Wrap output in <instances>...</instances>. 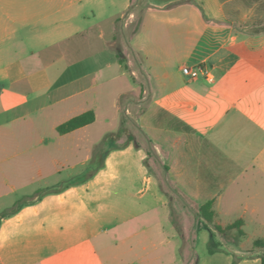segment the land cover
<instances>
[{
    "label": "crops",
    "instance_id": "1",
    "mask_svg": "<svg viewBox=\"0 0 264 264\" xmlns=\"http://www.w3.org/2000/svg\"><path fill=\"white\" fill-rule=\"evenodd\" d=\"M134 1L0 0V264H261L264 0Z\"/></svg>",
    "mask_w": 264,
    "mask_h": 264
},
{
    "label": "rangeland",
    "instance_id": "2",
    "mask_svg": "<svg viewBox=\"0 0 264 264\" xmlns=\"http://www.w3.org/2000/svg\"><path fill=\"white\" fill-rule=\"evenodd\" d=\"M134 3H135V6L136 7L134 8V12H135L134 22H133L132 27H131V32L132 33L137 29V27L139 25L140 18H141V14L143 12V9L147 5V3H146L145 0H135ZM118 26H119L120 30L117 32L118 38H117L116 43H115L114 46L118 50H123L124 41H123V36H122V31H121V25L119 24ZM120 63L121 64H124L123 63V59H121V62ZM142 92H143L142 90L140 92V89L137 88V90L134 91V94H135L134 96L138 97V95L141 94ZM126 97H128V92H126V94L123 93L121 95V101H122L121 102V109H120V112L121 113H120L119 119L115 122V125L114 126L113 125L111 126V123H109V124L100 123L99 126L97 127V130H96L97 132L102 133V131L104 132L105 130L106 131L107 130H113L114 128H116V131H118V129L125 124V121L123 120V117H124L123 116V109H124V107L122 105H123V101L125 100ZM125 138H128V135L127 134H126ZM116 140L117 139H113L112 141H110V143H107L105 145H103L101 143V148H100V151L101 152H100V155H99L100 164H102V162H103V158H104V154H105V152H104L105 149H107L110 146V144H112ZM149 148H151V147L149 146ZM150 155L153 156L152 151H150ZM260 230H263L264 231V229H260ZM241 236L242 235H240L237 227H233L230 230H226L225 232H223L224 241L232 242V241H235V239H240ZM213 241L215 243H217L216 238H213ZM200 248L201 247L198 246L197 251L199 252V254L201 252ZM118 250H119V252L120 251L122 252V256L121 257H123L125 259L123 262H132L133 261V262H135V264H140L139 261H138V259H137V256L138 255H142V254H145V253L148 252V251H138V250H136V251H130V250L127 249V246L124 245V244ZM149 252H151V251H149ZM179 263L180 264H184L182 258H180Z\"/></svg>",
    "mask_w": 264,
    "mask_h": 264
},
{
    "label": "trees",
    "instance_id": "3",
    "mask_svg": "<svg viewBox=\"0 0 264 264\" xmlns=\"http://www.w3.org/2000/svg\"><path fill=\"white\" fill-rule=\"evenodd\" d=\"M95 118H96V116H95V112L93 110L86 111L82 114H79V115L67 120L66 122L62 123L61 125H59L58 131L61 133L69 132L71 130H74L76 128H79L81 126H84V125H87L89 123L94 122ZM124 132H126L127 134L130 133L127 128L122 126L119 129V131H117L116 133L107 134L105 136L102 144L105 145L107 143H110V141H112L113 139H118L120 137V135ZM128 138H129V140L135 139L134 135H132L131 133L128 135ZM113 146H115L116 148L119 147V145H117V144L113 145ZM105 154H106V152H105ZM105 154H104V156H105ZM200 214L208 222H212L214 220L215 212L212 209V201H209L200 207ZM0 223H1V219H0ZM242 224H243V220L239 219V220L235 221L234 223L229 224L225 227H222L220 225H216L215 229L218 232H225L226 230H230L233 227H237L240 235H243L244 231L241 229ZM235 240L238 241V239H235ZM255 243L258 246H262V247L264 246V241L261 239L256 240ZM209 248L211 251H215L217 249V243H215L213 240H211L209 243ZM261 264H264V253L261 255Z\"/></svg>",
    "mask_w": 264,
    "mask_h": 264
},
{
    "label": "built area",
    "instance_id": "4",
    "mask_svg": "<svg viewBox=\"0 0 264 264\" xmlns=\"http://www.w3.org/2000/svg\"><path fill=\"white\" fill-rule=\"evenodd\" d=\"M183 73L186 76H189L191 78H196L200 74H203L205 76L209 75V71L203 67H189V66H184L183 67Z\"/></svg>",
    "mask_w": 264,
    "mask_h": 264
}]
</instances>
